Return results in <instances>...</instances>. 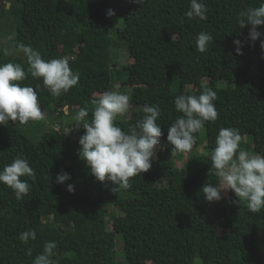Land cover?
<instances>
[{"label": "trees", "instance_id": "obj_1", "mask_svg": "<svg viewBox=\"0 0 264 264\" xmlns=\"http://www.w3.org/2000/svg\"><path fill=\"white\" fill-rule=\"evenodd\" d=\"M261 2L204 0L207 19L201 21L184 16L190 0H129L122 25L111 29L107 0H19L12 48L0 45V64H21L26 79L18 83L37 90L38 103L50 118L46 124L32 123L42 126L35 142L12 121L0 125V169L19 156L35 172L34 181L21 178L30 185L21 200L0 183V264H33L49 241L57 245V264H119L116 234L121 236L124 264H264V209L252 213L246 202L233 203L238 197L231 190L222 192L220 201H206L202 185L219 183L210 157L181 158L167 141L171 123L182 115L174 98L210 88L216 92L218 118L194 133L193 153L203 145L210 155L219 130L235 128L245 138L240 150L244 143L250 152L264 155V36L253 42L251 26L240 29L237 23L241 11ZM257 29L264 33V25ZM201 31L213 37L205 52L195 47ZM112 33L126 44L131 59L124 83L132 108L128 117L114 123L129 131L144 115L145 105L161 110L157 123L163 135L152 166L130 178L128 189H114L90 173L78 156L85 130L75 128L72 119L87 107L90 120L93 99L113 91L119 81L122 71L113 54L117 47ZM236 39L243 42L242 55L236 53ZM21 43L45 60L67 59L79 73L78 84L52 96L42 78L28 72L26 57L17 51ZM64 105L69 106L67 116ZM61 172L70 179L58 183ZM67 184L75 191H67ZM109 205L117 211H110L108 218ZM28 229L37 235L25 245L18 236Z\"/></svg>", "mask_w": 264, "mask_h": 264}, {"label": "clouds", "instance_id": "obj_2", "mask_svg": "<svg viewBox=\"0 0 264 264\" xmlns=\"http://www.w3.org/2000/svg\"><path fill=\"white\" fill-rule=\"evenodd\" d=\"M139 3V0H137ZM207 5L204 0H190L189 8L184 16L189 19H207ZM108 17L114 16L113 9L106 12ZM240 29L250 25L249 39L256 41L264 36L257 26L264 25V0L258 7H249L241 11L237 17ZM213 37L206 31L199 32L195 37V47L205 52ZM237 54H243V42L233 41ZM264 50V39L260 40ZM17 51L24 54L28 72L34 78H42L45 88L52 96L67 93L79 82V73H74L65 58L45 60L38 50L31 46L19 44ZM5 55L10 53L5 50ZM26 79V72L19 63L0 64V125L6 126L9 121L26 125L43 119V112L38 103V92L32 86H22L20 81ZM39 87V86H37ZM216 92L205 88L199 95L181 94L174 98V107L178 116L168 129L167 141L172 151H190L195 143L194 133L200 131L205 122L217 120L218 112L214 101ZM94 105L91 119L89 110L81 107L72 117L75 128L82 127L85 131L79 138L78 156L88 167L90 173L100 182L109 181L115 187L128 189L130 178L147 172L157 153V145L161 144L163 135L160 124L158 105H145L144 115L136 121L134 127L124 131L114 121L123 116L129 109V96L118 91H106L93 99ZM64 115H69V106L64 105ZM69 130L67 134L70 132ZM242 135L235 128H221L216 136L215 147L210 154L211 169L219 178V183H205L200 191L208 202L222 199V192H234L238 201L246 202L249 212L260 213L264 209V155H250L240 150ZM22 177L35 180V172L28 160L16 157L11 163L0 169V183L11 188L17 200H21L30 191V185ZM70 174H57L56 181L64 183ZM113 189V190H114ZM67 191L74 192L73 184H67ZM36 231L28 229L19 234L18 239L25 245L36 239ZM57 245L54 241L46 242L43 251L37 255L33 264H57L53 259ZM31 255V249H27Z\"/></svg>", "mask_w": 264, "mask_h": 264}, {"label": "rangeland", "instance_id": "obj_3", "mask_svg": "<svg viewBox=\"0 0 264 264\" xmlns=\"http://www.w3.org/2000/svg\"><path fill=\"white\" fill-rule=\"evenodd\" d=\"M108 1V7L109 9H113L115 12L114 16H111V22H110V28H114L117 26H121L122 25V16L121 14L128 9L129 7V0H107ZM19 9V0H6V2H2L0 1V24L1 26H5L3 27V36H0V45L4 44L7 46H10L12 48V38L15 36V23H16V19H17V12ZM113 37V40L116 41V37L115 34H111ZM120 40V39H119ZM116 47L115 51L113 49V54L114 57L117 60V67L119 69H121L122 73L119 76V81H116V83L113 84V91H118L120 93H124L127 94L129 96V91L126 88L127 85L124 83L125 80V75L127 72V63L130 62V58L128 57V52H127V48H126V44L120 40V41H116ZM116 52V53H115ZM219 85L222 84V82H218ZM41 107V106H40ZM131 106L129 105V109L127 111V113L123 116H118L117 118H125L129 116L130 110H131ZM42 112H43V119H41L40 121H43L45 124L49 123V118L50 115L47 113V111L45 110V108L41 107ZM33 122H29L26 125H20L18 122L15 123L17 125V127H19L20 129H22L23 131H25L26 135L28 137H30L34 142L38 140V135L42 130V126H40V124H36V128L33 127L32 125ZM71 135V134H70ZM72 136V135H71ZM243 142L245 143V138L242 139ZM161 142V141H160ZM242 144L241 146V150L247 151L250 155H253L254 153L250 152L245 144ZM160 145V144H159ZM157 145V149L158 146ZM176 151H174L175 153ZM185 157V155L187 156H193V155H197V156H208L209 155V150L207 148H205L203 145H201L198 148V151H196V153H193L192 149L190 151L187 152H181V158ZM195 158V157H193ZM182 160L179 159V163H181ZM112 210H116L117 208H115L112 205L108 206V218H109V212ZM260 216V215H259ZM108 228L112 229V223L109 221L108 223ZM116 242L114 244V249L117 253V259L119 264H124V259H123V255H122V241H121V236L120 234H116ZM261 247V244L259 245Z\"/></svg>", "mask_w": 264, "mask_h": 264}, {"label": "crops", "instance_id": "obj_4", "mask_svg": "<svg viewBox=\"0 0 264 264\" xmlns=\"http://www.w3.org/2000/svg\"><path fill=\"white\" fill-rule=\"evenodd\" d=\"M0 1H2L3 3L6 2V0H0Z\"/></svg>", "mask_w": 264, "mask_h": 264}]
</instances>
